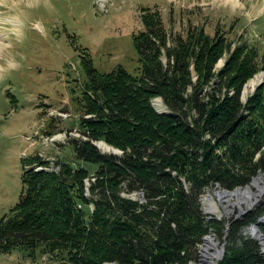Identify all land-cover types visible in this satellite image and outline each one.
I'll return each mask as SVG.
<instances>
[{"label":"trees","instance_id":"trees-1","mask_svg":"<svg viewBox=\"0 0 264 264\" xmlns=\"http://www.w3.org/2000/svg\"><path fill=\"white\" fill-rule=\"evenodd\" d=\"M141 21L133 37L140 76L123 65L101 72L80 47L84 137L71 145L98 169L24 158L20 201L0 218V253L28 250L64 264H196L213 231L225 247L218 264H264L263 243L249 233L264 217V197L241 217H208L203 208L207 191L246 187L264 172V81L243 99L264 72V51L229 36L240 20L213 33L190 22L175 33L155 6L142 9ZM157 97L167 112L155 109ZM101 141L122 153L104 152ZM52 162L59 169H36Z\"/></svg>","mask_w":264,"mask_h":264},{"label":"rangeland","instance_id":"rangeland-1","mask_svg":"<svg viewBox=\"0 0 264 264\" xmlns=\"http://www.w3.org/2000/svg\"><path fill=\"white\" fill-rule=\"evenodd\" d=\"M154 5L175 33L186 30L190 22L205 25L211 33L217 27L229 30L236 19H241L229 36L243 35V39L264 51V12L260 11L264 0H110V3L108 0H3L0 3V218L20 201L24 158L41 152L45 159L68 162L90 172L98 169L96 163L77 159L71 145L73 138L84 137L77 95L87 79L81 63L83 51L74 41L90 50L95 67L101 72L123 65L140 76L141 63L133 37L143 28L142 8ZM10 12L22 18L19 27L8 24L12 19ZM224 63L222 58L217 68H222ZM262 76L264 79L259 72L246 84L245 101ZM67 113L68 118L62 115ZM58 133H63L59 140L44 142V137ZM106 145V149L100 147L104 152L122 153L120 148ZM243 188L234 191L220 187L207 191L203 196L206 215L219 219L241 217L252 208L240 203L235 194ZM218 192H226V198L221 199ZM208 195L215 198L217 211L208 210L205 201ZM215 240L218 248H223L224 241L216 235ZM205 242L195 262L201 261ZM30 253L20 249L0 253V264H64L50 254L37 253L34 257Z\"/></svg>","mask_w":264,"mask_h":264},{"label":"bare ground","instance_id":"bare-ground-1","mask_svg":"<svg viewBox=\"0 0 264 264\" xmlns=\"http://www.w3.org/2000/svg\"><path fill=\"white\" fill-rule=\"evenodd\" d=\"M109 3H110V0H109ZM10 15L12 16V19H11V23H8V24L14 25L15 27H19L18 21L22 19L20 15L12 13V12H10ZM252 84L255 85V81H252ZM155 105H156V108L160 111L162 107L164 106V103L160 98H157L155 99ZM99 145L103 149L107 148V145L105 142H100ZM87 184H90L89 181L87 182ZM235 194L237 195L240 203H247L249 207L253 208V206L258 204L261 198L264 197V175H261V174L258 175L251 184H249L243 189H239L238 191L235 192ZM218 195L221 199L223 198L225 199L227 196L226 192H218ZM205 201L209 205L208 210L217 211L218 207L215 202V198L212 197V195L206 196ZM263 222H264V219H263ZM252 231L254 232V234H257L260 236L259 232H257L255 228H253ZM205 241L206 242L204 246L202 247V259L199 263H196V264H218V261L224 255V248H218V242L215 240V234L207 236ZM212 250L214 251L212 252Z\"/></svg>","mask_w":264,"mask_h":264},{"label":"water","instance_id":"water-1","mask_svg":"<svg viewBox=\"0 0 264 264\" xmlns=\"http://www.w3.org/2000/svg\"><path fill=\"white\" fill-rule=\"evenodd\" d=\"M257 205V204H256ZM253 208H251L250 210H252ZM246 213V212H245ZM244 213V214H245ZM262 223V219L260 220V222H258L257 224H255V225H253L252 227H251V232L253 233V235L255 236V237H257V238H262L261 239V242L263 243V247H264V234H263V232L260 230V227H259V225ZM253 228H255L256 229V231L257 232H259V234H260V236L259 235H257V234H254V232L252 231V229ZM223 248H224V253H225V247L223 246ZM224 256V255H223ZM223 256L220 258V260L223 258Z\"/></svg>","mask_w":264,"mask_h":264},{"label":"clouds","instance_id":"clouds-1","mask_svg":"<svg viewBox=\"0 0 264 264\" xmlns=\"http://www.w3.org/2000/svg\"><path fill=\"white\" fill-rule=\"evenodd\" d=\"M0 3H3V0H0Z\"/></svg>","mask_w":264,"mask_h":264}]
</instances>
